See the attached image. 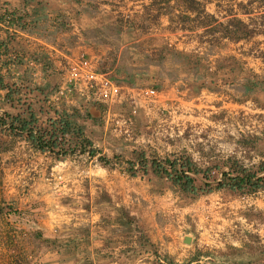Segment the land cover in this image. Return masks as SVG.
<instances>
[{
    "label": "rangeland",
    "instance_id": "374dc122",
    "mask_svg": "<svg viewBox=\"0 0 264 264\" xmlns=\"http://www.w3.org/2000/svg\"><path fill=\"white\" fill-rule=\"evenodd\" d=\"M247 1L207 3L220 18L232 7L249 23L248 39L220 44L219 35L204 28L209 21L183 20L182 0H84L69 28L76 26L92 51L77 53L86 52L119 83L162 77L148 83L161 95L145 102L126 125L117 123L113 112L127 111V104L111 105L110 115L102 104L81 97L49 104L53 110L77 107L96 115L84 121L86 135L100 150L94 157L79 148L60 158L36 155L0 124V264H47L43 255L50 249L61 256L60 264H114L117 253L126 264L141 255L149 256L148 264L264 262V188L248 194L214 189L192 198L150 166L152 159L190 157L211 168L205 173L215 185L231 159L252 167L264 158L238 143L243 135H264V3L246 6ZM247 8L251 15L242 13ZM218 45L223 53L213 56ZM0 102L8 112L28 104ZM46 120L39 124L47 127ZM96 124L100 137L92 129ZM197 179L200 184L203 173ZM120 207L138 218L143 234L116 222ZM91 208L105 213L100 222L96 216L91 221ZM46 216L59 217L50 230ZM104 233L103 249L92 250L90 242ZM118 240L126 246L113 248ZM222 253L232 256L219 257Z\"/></svg>",
    "mask_w": 264,
    "mask_h": 264
},
{
    "label": "crops",
    "instance_id": "0c3cea01",
    "mask_svg": "<svg viewBox=\"0 0 264 264\" xmlns=\"http://www.w3.org/2000/svg\"><path fill=\"white\" fill-rule=\"evenodd\" d=\"M84 4V0L80 1V4L76 0H0V74L6 84L15 83L20 86V91L22 90V92H19L18 94L23 96L22 99L14 97L5 99L4 95L7 92V89H0V93L2 94L0 99L6 100V102L10 99L14 101L20 99V101L23 102L27 101L28 104L32 103L31 106L36 113L38 121L43 123V125L46 124L44 118H46V121L48 122L50 118L56 117V110L50 109L52 107H48L49 104H56V101L51 100V94L55 91L44 97L39 89L45 88L51 83L54 85H56V83L57 85L59 84L61 78L59 62L65 53L82 50L92 51V47L77 34V27L69 28L72 24L75 25L79 14L77 11L81 10ZM211 12L215 13L219 20L225 23L228 22L231 17L236 15L227 14L220 18L217 12ZM61 21L65 22L66 27L59 28V22ZM214 34L219 35L220 44L225 43V41H228V43H239L241 40L248 39L242 38L235 41L223 37L220 31H216ZM219 45V52L213 56H221L220 54L223 53V49ZM209 46L215 47L210 44ZM205 60H208V58L205 57ZM156 72L159 71L156 70ZM157 79L159 81L163 80L162 77L157 78V76L154 79H143L142 77L140 80L143 84L138 83V81H136V83L125 81V84L149 85L148 83L156 81ZM164 81L168 82L169 78ZM154 83L157 84V82ZM42 106L45 110L44 113L41 111ZM19 108L16 109L15 107H12L11 111L13 113H18L17 111L20 112ZM0 109L2 111L6 110L5 108ZM94 116L96 115L94 114ZM100 128L101 127L97 124L92 128L94 129V134L97 135L96 137H100L101 135V132L98 131ZM12 134L15 135V133ZM9 136L11 135L9 134ZM19 136V138H21L20 142L23 146L27 147L29 151H35L36 155H42L45 157V152L42 153L36 149L29 140H27L25 134ZM93 140L95 142L97 141L95 139ZM101 180L102 179L99 181ZM105 184L106 183L104 182V185ZM108 184L109 182L107 185ZM96 187L100 190L103 189V186ZM116 205H118L117 202ZM97 211L98 209L91 208L89 215H91L92 219L89 217L88 220L91 219L92 222H95L96 216L98 217V222H100L99 216L102 214L104 215L105 213ZM58 220L59 217L53 216L50 218L46 216V219L44 220L46 228L49 230L52 229ZM185 236L187 235L184 234L183 239ZM105 237L106 235L104 233L99 239H93L92 243L90 242L91 249L93 250L94 247H100L99 249H103L105 245ZM125 246V243L118 240L116 242V247L114 246L113 248H123ZM43 256L47 257L44 260L47 264H60L58 261L61 260V256H58L55 249L48 250V253H45ZM93 257V253L88 256L89 259H93ZM114 257V264H126V262L123 261V255L121 253H117ZM146 257L149 258L148 255H141L136 260H133L132 264H148L144 261L146 260L144 259ZM128 259L129 258H127V260Z\"/></svg>",
    "mask_w": 264,
    "mask_h": 264
},
{
    "label": "trees",
    "instance_id": "16d2710c",
    "mask_svg": "<svg viewBox=\"0 0 264 264\" xmlns=\"http://www.w3.org/2000/svg\"><path fill=\"white\" fill-rule=\"evenodd\" d=\"M212 0H182L185 4L184 21H198L204 18L209 23L204 24L205 29L215 33L220 31L223 37L238 41L242 38H249V23L238 16H233L228 22L220 21L215 13L207 10V3ZM255 1L264 3V0H248L245 5H252ZM216 5H219L216 3ZM187 11L191 13H187ZM229 14H234V8L229 9ZM252 10L245 9L242 13L252 14ZM204 13L205 15H202ZM14 14V12H13ZM66 27L65 22H59V28ZM183 27V26H182ZM106 71V70H103ZM15 83L6 84L0 74V89H7L6 98H12L14 94L19 93L20 86ZM58 85L50 84L45 88L39 89L44 97L50 95L57 89ZM11 100V99H10ZM20 101V99H19ZM2 108V106H0ZM1 110V109H0ZM57 116L48 120L47 127L39 124L38 118L31 104L26 106L18 113L3 111L0 115V124L5 126L10 133L17 135H26L27 140L38 150L42 152H51L58 158L64 157L69 151L79 148L87 150L91 157L100 153L97 147H94L93 141L86 135V119H95V116L89 110H80L77 107H64L56 110ZM8 117L7 119L5 118ZM70 137V138H69ZM72 141L74 146H72ZM242 146L254 149L264 155V135L248 134L238 139ZM101 157V156H99ZM144 158L140 159V161ZM128 163L134 165L132 161ZM228 169L222 170L221 178L214 180L206 175L211 168L203 169L190 157H173L165 159H152L150 166L155 175L160 178H166L174 187L178 188L188 197H196L201 192L208 193L214 189H223L232 193L248 194L255 193L264 188V158L257 166L248 167L239 159H231L226 162ZM203 173V180L199 184L197 175ZM116 222L125 229L136 231L143 234V228L138 218L133 216L125 207L119 208V214ZM238 249V248H236ZM261 252V250H258ZM264 252V251H263ZM219 257H230L232 254L222 253ZM245 257V256H243ZM245 259V258H244ZM248 259V258H247ZM227 260H224L226 262ZM249 261V260H247ZM264 264V262L262 263Z\"/></svg>",
    "mask_w": 264,
    "mask_h": 264
},
{
    "label": "built area",
    "instance_id": "2783aa9c",
    "mask_svg": "<svg viewBox=\"0 0 264 264\" xmlns=\"http://www.w3.org/2000/svg\"><path fill=\"white\" fill-rule=\"evenodd\" d=\"M61 78L51 100L75 103L76 97L105 106L111 114V105L127 104L129 109L113 112L116 122L131 124L132 118L145 105L156 101L161 92L148 85H126L114 80L97 61L86 52H67L59 62ZM126 132L128 130H125ZM128 133V132H127Z\"/></svg>",
    "mask_w": 264,
    "mask_h": 264
},
{
    "label": "water",
    "instance_id": "95a60500",
    "mask_svg": "<svg viewBox=\"0 0 264 264\" xmlns=\"http://www.w3.org/2000/svg\"><path fill=\"white\" fill-rule=\"evenodd\" d=\"M184 241L187 243H191L192 242V237L191 236H185Z\"/></svg>",
    "mask_w": 264,
    "mask_h": 264
}]
</instances>
